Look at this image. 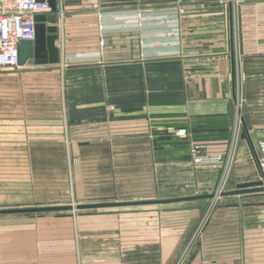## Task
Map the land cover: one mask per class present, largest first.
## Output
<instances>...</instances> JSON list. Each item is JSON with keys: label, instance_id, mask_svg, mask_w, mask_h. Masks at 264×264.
Segmentation results:
<instances>
[{"label": "crops", "instance_id": "0c3cea01", "mask_svg": "<svg viewBox=\"0 0 264 264\" xmlns=\"http://www.w3.org/2000/svg\"><path fill=\"white\" fill-rule=\"evenodd\" d=\"M205 2L208 9L198 7L186 15L181 0H56L59 62L31 61L0 70V76H9L0 79V145L5 153L0 167L12 166L5 162L17 149L6 146L16 144L17 137L28 136L19 144H29L33 136L53 142L58 132L70 129L91 135L92 128L102 129L104 121L124 115L132 129L129 136L171 137L185 143L189 157V143L222 155L216 169L191 163V175L175 171L168 179L176 184H212L220 194L256 179L255 151L244 134L264 132V0H230L220 11L214 0ZM28 74L38 80L28 81ZM44 87L46 98L27 95L30 88ZM179 128L186 129V137L175 134ZM140 148L148 150L145 144ZM177 150V145L162 144L163 153ZM170 165L182 166L176 161ZM4 192L0 186V199ZM209 193L215 192L198 195ZM258 194L164 203L184 205L173 211L183 218L172 243L167 227L158 239L120 243L121 207H116L110 213V233L100 234L102 240L95 243L94 263L264 264V201L257 200ZM234 198L247 201L240 204ZM30 213L0 217V264H60L56 255L61 264L88 263L86 242L55 243L54 228L42 224L47 217Z\"/></svg>", "mask_w": 264, "mask_h": 264}, {"label": "rangeland", "instance_id": "374dc122", "mask_svg": "<svg viewBox=\"0 0 264 264\" xmlns=\"http://www.w3.org/2000/svg\"><path fill=\"white\" fill-rule=\"evenodd\" d=\"M181 1L183 4L182 14L186 13V15L195 14L196 9L199 8L206 10L208 9L206 7L209 6V3L205 2L207 0ZM214 1L217 10L220 11L221 7L230 0ZM195 2L199 3L194 7ZM191 51L195 50H189L188 53L192 54ZM28 63L32 62L28 61ZM6 77L9 76L1 75L0 79L5 81ZM26 79L30 82L38 80L37 77H32L29 74ZM41 81L45 85L47 78L43 76ZM46 91L45 87L44 89L30 88L27 95L42 99L46 98ZM240 102L243 105L244 102L242 100ZM34 112L40 111L34 110ZM126 120L124 115L119 117V121L106 120L102 129L92 128L90 133L93 134L91 135L89 133L80 135L78 129H70L67 133L62 134L58 132V135L54 136L53 142H50L49 137L48 143L45 137L33 136L30 138L32 142L29 144H19L21 140L27 141L29 138L28 136L17 137L16 144L6 146L13 151L17 149L16 152L8 154L5 162L12 166L0 167V186L6 191L3 193L4 197L0 199V209L152 200L163 199L165 196L177 197L181 194L198 195L207 189L215 193L221 191V189L215 191L212 184L206 185L204 188L202 184H176L173 178H171L173 181L168 179L175 175V171H178L180 175L184 172H189L191 175L192 168L187 166H190L193 161L184 150L185 143L171 137L165 140L162 137L154 136L147 140L142 136H129L132 129L127 127ZM144 144L148 146V150L144 151L143 148H140ZM162 144L177 145L178 150L177 152L167 153L164 151L163 153L161 151ZM190 145L189 143V147ZM133 146H135L134 151L132 150ZM137 147L139 150H136ZM2 148L1 144L0 158H4L2 155L5 154ZM175 161L177 165L182 164V166L178 168V166L170 165L175 164ZM194 169L195 167L191 171H195ZM210 169L216 168L210 167ZM257 179L259 178L254 180ZM229 187L234 188V185H229ZM252 193H259L260 197H257V200L264 201V191ZM232 201L242 204L247 200L234 198ZM116 207H121L118 212L120 243L132 245L137 240L141 241L143 237L158 239L161 232L166 233V227L168 228V241L172 243L175 238L173 236L175 229L181 230L183 214L176 215L173 211L175 208H183V204H168L167 206L144 204ZM116 207L52 210L31 212L30 215L47 217L48 220L42 224L47 223L49 229L50 226L54 228L55 243L63 240H70L72 245L79 240L86 242L87 264H95L93 260L95 243L101 239L100 234L104 236L110 233V213ZM208 208H212V205H209ZM160 209L171 210L161 212ZM15 214H0V217H12ZM205 218L206 216L200 217L199 230L202 228ZM105 226L108 228H104ZM67 229H70V234L69 236L67 234L66 237ZM63 235H65V239H63ZM107 242L110 243L109 237ZM58 257L56 255L55 261H59L61 264L63 260Z\"/></svg>", "mask_w": 264, "mask_h": 264}, {"label": "water", "instance_id": "95a60500", "mask_svg": "<svg viewBox=\"0 0 264 264\" xmlns=\"http://www.w3.org/2000/svg\"><path fill=\"white\" fill-rule=\"evenodd\" d=\"M50 11L48 13L37 14L35 16V38L33 40L21 41L18 44V64L25 65L28 61H33L36 65H53L60 60V50L56 45L58 39L57 33V6L56 0H48ZM244 137L250 141L254 151L258 148V141L264 139V132L257 131L253 134H244ZM264 191V182L261 179L239 183L236 188L230 191L219 193H209L201 195H191L182 197H173L166 199L137 200V201H119L108 203H90L39 207H17L0 209V214L7 213H28L45 212L52 210L84 209V208H105L116 206H133L144 204H164L171 202H180L201 198H213L217 195L245 194L250 192Z\"/></svg>", "mask_w": 264, "mask_h": 264}, {"label": "built area", "instance_id": "2783aa9c", "mask_svg": "<svg viewBox=\"0 0 264 264\" xmlns=\"http://www.w3.org/2000/svg\"><path fill=\"white\" fill-rule=\"evenodd\" d=\"M49 11L48 0H0V70L19 67V42L35 38V16ZM191 53L196 54V51ZM175 134L183 138L187 136V131L179 128ZM189 152L195 165L220 167L222 155H209L202 144H191ZM254 153L258 178L264 182V140L258 141V148Z\"/></svg>", "mask_w": 264, "mask_h": 264}]
</instances>
